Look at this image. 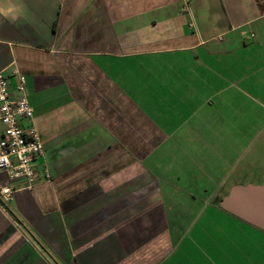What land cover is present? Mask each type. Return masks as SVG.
<instances>
[{
	"label": "crops",
	"instance_id": "0c3cea01",
	"mask_svg": "<svg viewBox=\"0 0 264 264\" xmlns=\"http://www.w3.org/2000/svg\"><path fill=\"white\" fill-rule=\"evenodd\" d=\"M0 71L50 171L10 182L0 264H264L216 205L264 123V0H0Z\"/></svg>",
	"mask_w": 264,
	"mask_h": 264
},
{
	"label": "built area",
	"instance_id": "2783aa9c",
	"mask_svg": "<svg viewBox=\"0 0 264 264\" xmlns=\"http://www.w3.org/2000/svg\"><path fill=\"white\" fill-rule=\"evenodd\" d=\"M188 0H184L187 2ZM16 81L10 85L0 71V208L14 216L13 180H24L30 188L39 175L50 178L47 165L37 166L44 154V145L33 123V108L28 100L25 76L14 72Z\"/></svg>",
	"mask_w": 264,
	"mask_h": 264
},
{
	"label": "water",
	"instance_id": "95a60500",
	"mask_svg": "<svg viewBox=\"0 0 264 264\" xmlns=\"http://www.w3.org/2000/svg\"><path fill=\"white\" fill-rule=\"evenodd\" d=\"M218 204L222 210L264 232V184H233Z\"/></svg>",
	"mask_w": 264,
	"mask_h": 264
},
{
	"label": "rangeland",
	"instance_id": "374dc122",
	"mask_svg": "<svg viewBox=\"0 0 264 264\" xmlns=\"http://www.w3.org/2000/svg\"><path fill=\"white\" fill-rule=\"evenodd\" d=\"M234 168L236 170L228 178L225 190L217 193L216 199L226 194L228 187L233 184H264V123L251 134L242 157Z\"/></svg>",
	"mask_w": 264,
	"mask_h": 264
},
{
	"label": "trees",
	"instance_id": "16d2710c",
	"mask_svg": "<svg viewBox=\"0 0 264 264\" xmlns=\"http://www.w3.org/2000/svg\"><path fill=\"white\" fill-rule=\"evenodd\" d=\"M219 199H220V197H219L218 199H216V205H217V206H219V204H218Z\"/></svg>",
	"mask_w": 264,
	"mask_h": 264
},
{
	"label": "clouds",
	"instance_id": "9594fccd",
	"mask_svg": "<svg viewBox=\"0 0 264 264\" xmlns=\"http://www.w3.org/2000/svg\"><path fill=\"white\" fill-rule=\"evenodd\" d=\"M13 20H15V17H13Z\"/></svg>",
	"mask_w": 264,
	"mask_h": 264
}]
</instances>
